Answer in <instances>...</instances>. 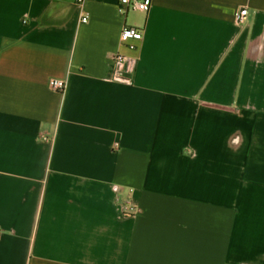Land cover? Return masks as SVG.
I'll return each mask as SVG.
<instances>
[{"label": "crops", "instance_id": "1", "mask_svg": "<svg viewBox=\"0 0 264 264\" xmlns=\"http://www.w3.org/2000/svg\"><path fill=\"white\" fill-rule=\"evenodd\" d=\"M0 229V264H264V0H0Z\"/></svg>", "mask_w": 264, "mask_h": 264}, {"label": "built area", "instance_id": "2", "mask_svg": "<svg viewBox=\"0 0 264 264\" xmlns=\"http://www.w3.org/2000/svg\"><path fill=\"white\" fill-rule=\"evenodd\" d=\"M86 0H77L79 4H84ZM126 12L135 11L148 14L153 5V0H116ZM248 15L247 9H242L238 15V22L242 23ZM89 20V15L84 14L81 17V23L85 24ZM144 39V33L141 29L126 26L121 33V43L127 53L118 52L111 57L110 62V78L112 82L130 85L133 82V77L138 66L137 52L140 44ZM51 90L64 94L68 82L65 80L52 79L49 83ZM132 208L128 205L126 211H131ZM1 234V229H0Z\"/></svg>", "mask_w": 264, "mask_h": 264}, {"label": "rangeland", "instance_id": "3", "mask_svg": "<svg viewBox=\"0 0 264 264\" xmlns=\"http://www.w3.org/2000/svg\"><path fill=\"white\" fill-rule=\"evenodd\" d=\"M131 14H133V13H131Z\"/></svg>", "mask_w": 264, "mask_h": 264}]
</instances>
